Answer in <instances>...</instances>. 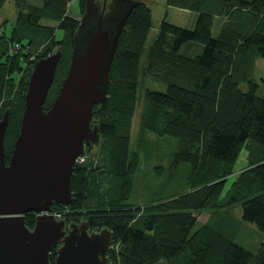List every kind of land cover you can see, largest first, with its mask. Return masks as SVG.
Listing matches in <instances>:
<instances>
[{"label": "trees", "instance_id": "1", "mask_svg": "<svg viewBox=\"0 0 264 264\" xmlns=\"http://www.w3.org/2000/svg\"><path fill=\"white\" fill-rule=\"evenodd\" d=\"M5 1L0 0V7ZM84 1L79 0L82 9ZM137 1L119 38L107 98L94 106L100 154L92 168L75 165L69 206L73 211L87 209L91 227L112 230L117 247L112 244L110 264H264V89L256 75L257 60L264 59V0L178 1L196 12L194 27L163 20L152 37L151 9ZM71 2L16 0L10 34L0 26V44L7 46L0 51V118L10 113L7 161L20 130L31 70L18 83L14 77L23 72L30 56L36 54V62L60 45L66 58L64 79L80 24L69 13ZM217 15H225V21L215 32ZM57 30L63 31L62 37ZM11 47L17 51L10 53ZM148 74L161 80L166 90L145 87ZM56 95H48L46 107ZM141 100V126L177 141L170 172L184 166L187 185L184 191L142 206L127 203L139 166L130 130ZM248 142L258 146L260 157L233 178L222 198ZM156 171L162 174L164 167ZM225 197L229 203L239 202L241 219L260 229L256 249L210 221L199 225L198 212L220 207ZM63 205L55 203L54 209ZM35 219V213H28L27 225L33 227ZM56 253L57 246L51 249L52 261Z\"/></svg>", "mask_w": 264, "mask_h": 264}, {"label": "water", "instance_id": "2", "mask_svg": "<svg viewBox=\"0 0 264 264\" xmlns=\"http://www.w3.org/2000/svg\"><path fill=\"white\" fill-rule=\"evenodd\" d=\"M137 2L121 17L84 14L68 72L48 107L63 50L59 47L34 63L9 161V110L0 118V264H110V228L90 230L84 220L66 230V220L53 211L55 203H73L74 167L86 145L100 139L99 123L92 125L94 106L107 98L119 38ZM28 213L36 214L33 227L26 223Z\"/></svg>", "mask_w": 264, "mask_h": 264}, {"label": "rangeland", "instance_id": "3", "mask_svg": "<svg viewBox=\"0 0 264 264\" xmlns=\"http://www.w3.org/2000/svg\"><path fill=\"white\" fill-rule=\"evenodd\" d=\"M28 1L36 4H41L44 0ZM141 1L147 3L152 12L153 28L151 37L156 33L163 20H168L171 23L184 27H194L195 20L197 17L196 12L190 7L176 4L178 1L188 2L189 0ZM17 12L18 10L16 7V0H6L4 4L0 7V25L4 28L6 34H10V31L14 26L15 20L17 18ZM69 13L74 16H77L79 19L82 18L83 10L79 4V0H72L69 6ZM225 15H217L215 19V32H217L222 23L225 21ZM226 16L228 17V15ZM48 22L51 24L58 25V22ZM56 35L58 38L62 37L63 31L57 30ZM3 43L4 44L2 45L0 44V51H4L5 49H7L5 42ZM59 46L60 45L55 46L53 48V51L56 50ZM16 51L13 47L9 49L10 53H15ZM67 53L70 54L69 51ZM35 55L36 54L30 56L27 62H23V72L20 74H16L14 77L17 83L20 81L23 75L28 76L30 70L32 72L35 63L33 62V59L36 57ZM65 62V57L60 59L58 67L61 63V68L57 69L59 72H56L54 83L50 89L49 97L55 96V94H57L58 86L62 82L61 75ZM31 64H33L32 67ZM256 75L259 80H262L264 89V61H261V59L258 60V63H256ZM145 87L161 91L166 90V85L162 83L161 80L155 78L152 74H148L145 77ZM141 112L142 100L136 108L130 130L133 151H135L139 155V166L136 170L135 179L132 186V196L131 198H129L127 203L142 206L151 202L152 200H156L161 197H166L176 192L184 191L187 189V185L185 184L184 180V173L186 171V168L184 166H180L175 174H171L170 172L172 154L177 147V141L171 137L158 136L152 131L143 128L141 126L140 121ZM96 119L97 118L93 115L92 125L93 123H99L97 121L98 119ZM100 147V139L98 142L92 141L91 144L86 145L85 152L79 156L80 158L77 160L76 164H84L87 165L89 168H92V166L95 165L97 162L98 156L100 154ZM259 153V148L254 143L248 142L246 144V146L242 149L239 158L237 159V162L234 166L233 175L227 182L222 198L230 189L231 183L234 180L233 178L240 174L242 171L249 169V167L259 159ZM157 166L164 167V171L162 174L157 173ZM119 184H116L112 187L113 192L118 189ZM222 204L223 205L216 209H206L199 211V225L203 222L210 221L217 227H220L228 232L230 231L236 238L238 237L239 240L244 242H241L242 245L246 246L251 250L256 249L258 245L257 239L261 234V232L259 231L260 229H258V227L254 223H246L241 219L242 208L239 202L229 203L228 198L225 197L222 200ZM86 211L88 210L84 209L79 211H73L71 206L63 205V207L55 208V211L53 212L58 218H64L67 221L74 220L75 222L80 223L81 221L87 220V216L85 215ZM101 228L95 227L93 229L100 230ZM256 228L258 230V234L255 235L254 232L257 231ZM115 247H117V245L113 244V248Z\"/></svg>", "mask_w": 264, "mask_h": 264}, {"label": "flooded vegetation", "instance_id": "4", "mask_svg": "<svg viewBox=\"0 0 264 264\" xmlns=\"http://www.w3.org/2000/svg\"><path fill=\"white\" fill-rule=\"evenodd\" d=\"M133 1H135V0H85L84 6L82 9L83 10L82 17L84 16V14H89L90 16L95 17L96 19L97 18L100 19L101 17L104 18V17H106L108 15H112V14L115 15L116 17L117 16L121 17L125 13V11H127L131 7V5L133 4ZM91 143H92V141H91ZM54 211H55V209H54ZM66 222H67L66 230H68L71 227L70 223L75 222V221L74 220H71V221L66 220ZM89 228H90V230H96V229H93V227L91 228L90 225H89ZM108 255H109V253H108Z\"/></svg>", "mask_w": 264, "mask_h": 264}, {"label": "built area", "instance_id": "5", "mask_svg": "<svg viewBox=\"0 0 264 264\" xmlns=\"http://www.w3.org/2000/svg\"><path fill=\"white\" fill-rule=\"evenodd\" d=\"M0 26H1V25H0ZM2 32H3V31H2V29L0 28V35H2ZM16 46H18V44H16ZM79 158H80V157H79ZM79 158H78V159H79Z\"/></svg>", "mask_w": 264, "mask_h": 264}, {"label": "crops", "instance_id": "6", "mask_svg": "<svg viewBox=\"0 0 264 264\" xmlns=\"http://www.w3.org/2000/svg\"><path fill=\"white\" fill-rule=\"evenodd\" d=\"M258 60H260V59H258ZM258 60H257V63H258ZM261 61H264V59H263V58H261Z\"/></svg>", "mask_w": 264, "mask_h": 264}]
</instances>
